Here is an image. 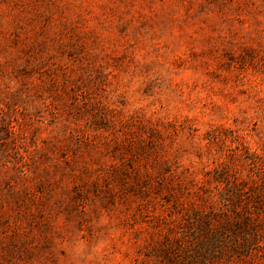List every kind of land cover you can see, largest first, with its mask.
<instances>
[{"label":"rangeland","instance_id":"obj_1","mask_svg":"<svg viewBox=\"0 0 264 264\" xmlns=\"http://www.w3.org/2000/svg\"><path fill=\"white\" fill-rule=\"evenodd\" d=\"M0 264H264V0H0Z\"/></svg>","mask_w":264,"mask_h":264}]
</instances>
